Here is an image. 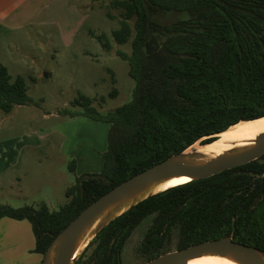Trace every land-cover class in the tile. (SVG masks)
Here are the masks:
<instances>
[{"label": "trees", "instance_id": "1", "mask_svg": "<svg viewBox=\"0 0 264 264\" xmlns=\"http://www.w3.org/2000/svg\"><path fill=\"white\" fill-rule=\"evenodd\" d=\"M146 2L149 18L142 0L112 2L121 18L110 35L118 43L130 40V52L118 54L134 81L131 98L104 112L89 96L71 100L82 108L71 116L108 124L100 171L76 176L58 209L0 205V218L29 221L36 253L43 255L72 218L116 184L238 121L264 116V0ZM27 102L23 78L11 80L0 64V109ZM148 216L137 246L139 264L230 233L233 241L264 250V153L131 206L97 232L75 264H122L125 241Z\"/></svg>", "mask_w": 264, "mask_h": 264}, {"label": "rangeland", "instance_id": "2", "mask_svg": "<svg viewBox=\"0 0 264 264\" xmlns=\"http://www.w3.org/2000/svg\"><path fill=\"white\" fill-rule=\"evenodd\" d=\"M112 2L28 0L0 24V64L11 80L23 78L31 98L8 112L0 109V205L58 209L76 176L100 171L108 124L68 112L82 109L71 104L79 94L101 112L131 98L134 81L118 54L130 52V40L118 43L110 35L121 18ZM149 221L125 241L122 264L143 260L137 246ZM33 248L28 220L0 218V264H40Z\"/></svg>", "mask_w": 264, "mask_h": 264}, {"label": "water", "instance_id": "3", "mask_svg": "<svg viewBox=\"0 0 264 264\" xmlns=\"http://www.w3.org/2000/svg\"><path fill=\"white\" fill-rule=\"evenodd\" d=\"M142 2L149 18V6L146 0ZM216 134L210 141L197 140L135 173L91 201L53 237L40 264H75L97 232L131 206L170 187L247 163L264 153V131L244 145L219 152L206 153L195 148V144L211 143ZM179 179L186 180L175 182ZM231 235L170 249L141 264H184L198 257H221L234 264H264V250L233 241Z\"/></svg>", "mask_w": 264, "mask_h": 264}, {"label": "bare ground", "instance_id": "4", "mask_svg": "<svg viewBox=\"0 0 264 264\" xmlns=\"http://www.w3.org/2000/svg\"><path fill=\"white\" fill-rule=\"evenodd\" d=\"M264 131V116L252 120H241L230 125L224 131L216 134L215 140L211 143L200 145L195 144L197 150L210 153L219 152L228 148L244 145L248 140ZM186 179H179L181 182ZM184 264H234L221 257H198L187 261Z\"/></svg>", "mask_w": 264, "mask_h": 264}, {"label": "crops", "instance_id": "5", "mask_svg": "<svg viewBox=\"0 0 264 264\" xmlns=\"http://www.w3.org/2000/svg\"><path fill=\"white\" fill-rule=\"evenodd\" d=\"M27 2L28 0H0V24L13 19Z\"/></svg>", "mask_w": 264, "mask_h": 264}]
</instances>
